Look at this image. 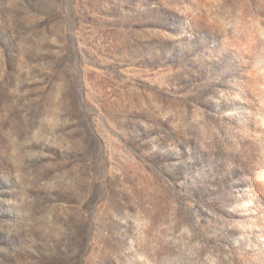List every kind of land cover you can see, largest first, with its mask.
Instances as JSON below:
<instances>
[{
	"label": "rangeland",
	"instance_id": "1",
	"mask_svg": "<svg viewBox=\"0 0 264 264\" xmlns=\"http://www.w3.org/2000/svg\"><path fill=\"white\" fill-rule=\"evenodd\" d=\"M0 264H264V0H0Z\"/></svg>",
	"mask_w": 264,
	"mask_h": 264
}]
</instances>
